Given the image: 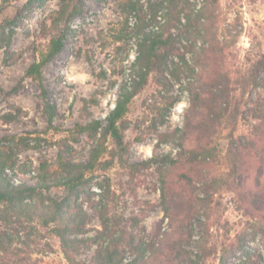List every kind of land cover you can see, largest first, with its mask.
I'll return each mask as SVG.
<instances>
[{
	"label": "rangeland",
	"instance_id": "1",
	"mask_svg": "<svg viewBox=\"0 0 264 264\" xmlns=\"http://www.w3.org/2000/svg\"><path fill=\"white\" fill-rule=\"evenodd\" d=\"M26 1L0 0V24ZM214 1L210 10L216 49L206 69L195 66L194 76L188 78L175 57L162 74L150 73L119 122L121 148L109 136L102 139L101 128L92 124L104 121L120 91L138 79L132 71L138 17L126 10L128 0H82L80 13L69 22L62 51L45 65L40 80L27 77L26 71L64 25H53L60 0H46L25 12L9 44L0 37V160L12 184L34 186L43 165L55 173L60 171L59 162L85 164L93 150L100 151L94 170L85 174L86 185L72 197L86 217L81 233L71 238H95L77 246L71 254L75 263H95L105 242L100 236L105 207L109 224L121 228L125 240L132 235L135 243L145 240L163 248L165 234L181 224L190 233V242L180 251L199 264L238 262L240 246L251 254L249 264H264V238L256 230L264 226V156L259 164L249 153L247 160H238L236 183L230 185L231 179H226L231 143L252 138V126L258 124L249 114L250 102L256 95L264 98V86L247 83L251 66L264 56V0ZM176 46L192 66L199 44L189 47L180 38ZM202 70L205 75L199 80ZM169 72H177L180 79ZM213 72L218 73L220 86L228 88V104L219 110L221 116H208L205 131L198 124L207 119L206 111L197 108L186 129V83L213 93ZM259 81H264V72ZM200 146L212 157L192 161L189 151ZM213 180L218 182L212 188ZM255 181L258 190L252 189V197L246 195L258 206L252 210L240 202L238 193H245L244 185L253 186ZM66 194L58 187L42 195L61 200ZM4 232L10 240L7 256L24 258L14 263L9 258V264H69L58 238L42 228L38 218L0 220V234ZM131 257L125 249L123 262Z\"/></svg>",
	"mask_w": 264,
	"mask_h": 264
},
{
	"label": "trees",
	"instance_id": "2",
	"mask_svg": "<svg viewBox=\"0 0 264 264\" xmlns=\"http://www.w3.org/2000/svg\"><path fill=\"white\" fill-rule=\"evenodd\" d=\"M82 0H60L61 8L56 13L53 25L57 26L59 22H63L59 33L51 37L44 50L38 54V60L34 61L27 69L26 76L33 80H40L42 69L49 63L58 53H60L65 45L68 36V25L72 18L80 13L79 4ZM46 0H27L25 4L17 6L11 17H5L0 24V37L9 44L14 29L19 25L25 12L31 11L35 6H41ZM214 0H201L197 4L195 0H128L126 10L135 13L138 22L135 24L137 42L136 57L133 63V73L138 78L132 80L130 89H122L114 108L109 112L104 121H96L92 124V128H101V138L111 137L116 147L121 148L123 145V134L119 127V122L127 111V105L131 99L138 93L141 86L145 84L147 77L152 72L163 73L172 59L178 57L184 66L186 77L194 76V67L200 66L206 69L207 63L211 60L210 56L215 48V40L212 39L213 25L211 23V5ZM1 14V10H0ZM140 14L142 16H140ZM176 33V34H175ZM186 39V45L189 47L199 44V52H194L191 57L190 66L186 60L185 52H181L176 46L177 40ZM201 40L202 42H198ZM193 45V46H192ZM202 70V71H203ZM264 72V56H261L250 68L247 83L253 87L264 86V81H259L260 75ZM179 80V74L169 72ZM204 73V74H203ZM198 76V73L196 74ZM205 71L198 76L202 80ZM211 75L216 76L215 80L210 83V87L215 88V92H205L194 87V83L188 81L185 90L189 108L184 117V127L186 129L192 126L193 113L197 108L206 111L207 119L199 122V130L207 128L210 117L222 115L219 110L223 105L228 104V88H222L219 84V76L217 72ZM218 76V77H217ZM212 78V77H211ZM210 78V79H211ZM205 94H207L205 96ZM249 114L258 121L257 125L252 126V138H245L235 144L231 143L229 154L232 155L230 160L231 171L226 179L230 180V185H234L239 175L237 166L238 160H247L256 157L257 162L261 163V156H264V98L256 95V99L250 102ZM103 122V125H102ZM99 149L92 151V157L87 163L59 162V172H49L45 165L40 169L38 182L34 186L25 184L13 185L3 172L5 163L0 160V220L7 222L12 217L18 220L26 219L32 221L39 219V224L45 230L49 229L59 240L65 259L69 264L75 263L72 253L78 251L77 246L86 245L95 238L73 239L72 234H80L85 224V214L72 203V197L78 196L79 191L83 188L87 179L85 174L94 170ZM191 160L206 157H212L211 152L204 146L196 147L189 151ZM166 160L168 156L164 157ZM244 162V160L242 161ZM226 179L222 180L228 182ZM217 180H213L210 187L217 184ZM232 183V184H231ZM162 195H165V181L162 180ZM240 186V182L237 184ZM62 187L66 191V197L61 200L51 199L43 196V192L52 188ZM257 181L254 185L245 184L243 191L238 193L240 202L246 207L256 210L257 204L246 195L252 194V189L258 190ZM252 197V196H251ZM105 212V207H101ZM100 213L102 219L103 232L101 237L105 240L102 246L95 254L94 264H172L174 261H184L186 264H199V260H191L181 253V247L188 246L190 242V233L186 226L176 225L172 232L165 234L163 240V248L155 247V244L145 240H139L135 243L134 237L129 235L125 240L126 233L121 229H115V226L109 224V220L105 217L104 212ZM262 238H264V226H258L256 229ZM8 244V246H6ZM9 235L4 232L0 234V264H9L7 259L12 258V263L22 262L24 258H18L17 254L9 256ZM125 249H128L132 257L127 262H123ZM240 257L239 261L230 264H249L251 254L245 250L243 246L238 248ZM200 251L205 253V249L200 246ZM12 253V252H11ZM198 255V259H200ZM223 261L221 260V263Z\"/></svg>",
	"mask_w": 264,
	"mask_h": 264
}]
</instances>
